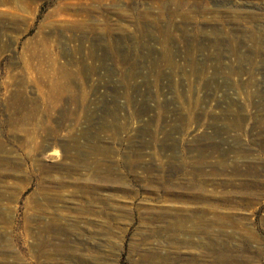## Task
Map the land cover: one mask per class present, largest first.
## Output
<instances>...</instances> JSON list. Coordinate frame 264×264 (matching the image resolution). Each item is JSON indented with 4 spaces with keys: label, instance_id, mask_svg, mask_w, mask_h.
I'll return each mask as SVG.
<instances>
[{
    "label": "rangeland",
    "instance_id": "rangeland-1",
    "mask_svg": "<svg viewBox=\"0 0 264 264\" xmlns=\"http://www.w3.org/2000/svg\"><path fill=\"white\" fill-rule=\"evenodd\" d=\"M0 264H264V0H0Z\"/></svg>",
    "mask_w": 264,
    "mask_h": 264
},
{
    "label": "bare ground",
    "instance_id": "bare-ground-1",
    "mask_svg": "<svg viewBox=\"0 0 264 264\" xmlns=\"http://www.w3.org/2000/svg\"><path fill=\"white\" fill-rule=\"evenodd\" d=\"M2 219H4V218H2ZM48 227L47 228H51V229H61V230H65V227H64V225H62L61 223H53V222H51L50 224H48L47 225ZM184 227V226H183ZM178 229L180 228V227H177ZM184 229L186 230V231H192V232H196L197 230H198V227L197 226H192V227H190V228H186V227H184Z\"/></svg>",
    "mask_w": 264,
    "mask_h": 264
}]
</instances>
